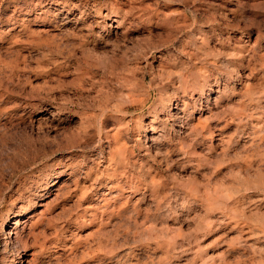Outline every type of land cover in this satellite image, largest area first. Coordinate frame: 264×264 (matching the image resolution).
Instances as JSON below:
<instances>
[{
	"label": "rangeland",
	"instance_id": "1",
	"mask_svg": "<svg viewBox=\"0 0 264 264\" xmlns=\"http://www.w3.org/2000/svg\"><path fill=\"white\" fill-rule=\"evenodd\" d=\"M0 264H264V0H0Z\"/></svg>",
	"mask_w": 264,
	"mask_h": 264
},
{
	"label": "bare ground",
	"instance_id": "2",
	"mask_svg": "<svg viewBox=\"0 0 264 264\" xmlns=\"http://www.w3.org/2000/svg\"><path fill=\"white\" fill-rule=\"evenodd\" d=\"M185 90V89H184ZM185 93H187L186 91H184V96H185ZM219 93V92H218ZM203 122V121H202ZM201 123V122H200ZM206 123V122H205ZM202 124V123H201ZM203 124H204V122H203ZM200 127V126H199ZM132 177H134V175L132 174L131 176H128L126 179L128 180V182L129 181H131L132 180ZM135 178H137V182H136V184H134V185H132V186H129L128 188L130 189L129 190V192L131 191V192H133V190L134 189H137V190H139L140 189V186H142V183H141V179H140V177H135ZM128 182H125V183H123V184H120V183H118V184H116L115 186H114V188H116L117 190H125L126 189V187L128 186ZM152 182V184H155V182H154V180H152L151 181ZM152 186V185H151ZM110 193H105V195L106 196H108ZM106 199V198H105ZM18 223H19V221H17L16 223H15V225H17L18 226ZM10 234H12V231H11V233Z\"/></svg>",
	"mask_w": 264,
	"mask_h": 264
}]
</instances>
